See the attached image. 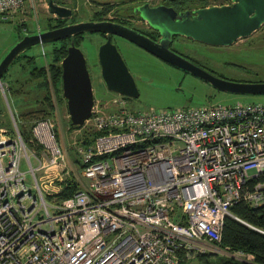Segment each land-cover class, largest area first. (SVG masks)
Listing matches in <instances>:
<instances>
[{
    "label": "built area",
    "instance_id": "obj_1",
    "mask_svg": "<svg viewBox=\"0 0 264 264\" xmlns=\"http://www.w3.org/2000/svg\"><path fill=\"white\" fill-rule=\"evenodd\" d=\"M22 3L0 0V15ZM10 120L13 131L0 122V264H179L219 243L232 204L262 202L249 181L264 171V104L131 112L121 97L93 101L80 129L97 135L74 144L84 184L63 200L50 188L70 177L52 124L35 120L25 141Z\"/></svg>",
    "mask_w": 264,
    "mask_h": 264
},
{
    "label": "rangeland",
    "instance_id": "obj_2",
    "mask_svg": "<svg viewBox=\"0 0 264 264\" xmlns=\"http://www.w3.org/2000/svg\"><path fill=\"white\" fill-rule=\"evenodd\" d=\"M154 1L152 0V2ZM46 2L47 0H23L21 7L14 14L7 17L0 15V61L20 39L42 33L48 28L50 21L56 18L47 12ZM217 2L227 3L229 0H216L212 3L218 4ZM140 3L145 2L141 0H60V4L55 5L69 9L72 13L71 18L82 22L92 18L91 16L105 4L113 5V9L104 18H122L119 14L122 8ZM134 24L139 25L137 22ZM143 24L145 23L143 22ZM79 36L76 37L74 45L83 56L93 100L105 103L113 98H118L115 93L108 91L104 84L98 81L96 54L103 39L96 33H82ZM49 44H37L28 47L20 54L34 57L35 64L42 66L49 60ZM111 44L115 46L121 60L129 70L137 90L135 98H126L128 111L145 112L150 110L197 109L214 105L228 107L264 104V95H245L219 91L187 72L159 61L121 38H112ZM169 48L173 52L188 58L213 76L227 82L239 85L264 83V25L249 36L239 38L226 47H214L184 37H174ZM26 79V74L21 73L19 64L10 65L1 77L0 122L6 129L13 131L10 117L14 119L19 111H27L36 107L33 103L34 97L26 86L27 84L30 86L32 83L25 81ZM14 80H18V85L22 84L21 95L13 93V90L18 87L14 84ZM29 88L32 89L33 87L30 86ZM57 89L60 90L59 94L61 95L60 84H58ZM60 97L62 98V96ZM47 120L52 124V131L66 158L65 165L68 175L76 181L78 188L79 185L83 186L84 180L79 175L80 168L76 162L78 157L75 154L74 144L81 141L84 136V129L79 131L69 129L64 100L55 104L54 111ZM22 123L24 126L29 124L26 121H22ZM18 126L21 129L19 123ZM30 162L31 166L34 167V161L30 159ZM19 169L21 172H26L27 180H31L27 173L28 166L24 158L20 160ZM57 184L51 185L50 188L53 187L55 191H59L61 186L57 189ZM31 194L35 197L34 191H31ZM42 194L48 204V196L44 192ZM36 201L38 203V198ZM209 253L213 254L214 257L212 264H217V261L224 257L231 258L230 254H232L216 247H212ZM188 264H195V262L191 260Z\"/></svg>",
    "mask_w": 264,
    "mask_h": 264
},
{
    "label": "water",
    "instance_id": "obj_3",
    "mask_svg": "<svg viewBox=\"0 0 264 264\" xmlns=\"http://www.w3.org/2000/svg\"><path fill=\"white\" fill-rule=\"evenodd\" d=\"M46 4L47 12L56 18L71 17L72 13L69 9L55 5L52 0H47ZM131 11L133 14L137 13L141 21L158 33L160 39L157 43L133 29L108 21L78 22L20 39L0 61V78L26 48L37 44L55 43L68 38L69 46L60 61L61 96L65 101L70 126L81 128L90 116L93 98L85 62L82 54L73 44V36L81 33H100L106 36L105 42L99 46L96 55L101 64L100 76L105 88L118 97L134 98L137 91L115 46L110 42L109 36L111 35L133 44L170 66L210 84L219 91L264 95V83L239 85L227 82L194 65L169 48L174 36L214 47H226L239 38L249 36L264 25V0H232L227 5L198 8L192 11L193 16L188 11L179 13L180 19H176V13L172 8L150 7L147 3L131 6ZM102 62H108V65L103 66ZM120 74L123 75L124 80L118 87L114 78Z\"/></svg>",
    "mask_w": 264,
    "mask_h": 264
},
{
    "label": "trees",
    "instance_id": "obj_4",
    "mask_svg": "<svg viewBox=\"0 0 264 264\" xmlns=\"http://www.w3.org/2000/svg\"><path fill=\"white\" fill-rule=\"evenodd\" d=\"M189 1H192L199 7L204 8L211 5H227L230 4L232 0H229L227 3L217 2L218 4L212 3L216 0ZM52 2L54 4H60V0H52ZM112 9L113 5L105 4L91 17L93 19H103L109 12L112 11ZM72 20L75 21L74 18H72ZM51 21L47 29L62 27L65 25L67 20L53 18ZM75 41L76 40H73V44ZM49 45V60L42 66H37L35 64L34 57L25 56L24 54H19L11 63V65L19 64L21 73L26 74L27 79L25 81L29 82L30 84L32 83L30 86L33 87L31 89L29 88L30 86L28 84L26 85L28 91L32 93L34 97L33 103L36 105V107L27 111H19L16 116H14L19 135L25 141L29 139V132L32 123L38 119H48L54 111L55 104H57V102L60 103V101H63L60 97V90L58 91L57 86L60 84V61L66 54V48L69 46V40L58 41ZM20 61L24 63L22 64ZM13 82L18 86L13 90V93L21 95L22 84L18 85V80H14ZM22 121L29 122V124L24 126ZM17 122L19 123L21 129H19ZM67 123L70 130H81L80 128L71 127L69 121H67ZM83 133L84 136L80 141V144L83 146L90 145L93 138L97 135L86 133L84 130ZM249 182L250 188L256 183L262 184L261 204L254 207L243 202L232 204L228 209L232 217H224L221 226L220 241L214 246L220 250H226L227 252H241L243 254L250 255L252 257V262L246 263L224 257L219 259L217 264H264V171ZM78 189V184L70 176L69 178H66L61 184V188L56 193L55 198L57 200L66 199L71 197L76 191H78ZM213 258V254H210L209 252L193 255L189 259L181 256V262L179 264H188V262L191 260H193L195 264H212Z\"/></svg>",
    "mask_w": 264,
    "mask_h": 264
},
{
    "label": "flooded vegetation",
    "instance_id": "obj_5",
    "mask_svg": "<svg viewBox=\"0 0 264 264\" xmlns=\"http://www.w3.org/2000/svg\"><path fill=\"white\" fill-rule=\"evenodd\" d=\"M142 4V3H140ZM190 4V5H189ZM139 4H136L135 6H137ZM197 4L196 3H192V1H189V0H155L154 2H151L150 4H148V6L150 7H154V6H163V7H167V8H172L175 13H176V19H180V17H178V14L179 13H184V12H189L191 16H193L194 14L192 13V11L198 9V8H201L199 6H196ZM210 7V6H209ZM115 12H117V10H115ZM122 18H103V19H93V18H90L88 19L87 21H91V22H99V21H108V22H111V23H115V24H119V25H122L124 27H127V28H130V29H133L135 31H137L138 33H141L143 34L144 36L148 37L150 40L154 41V42H158L160 37L158 35L157 32L151 30L147 25L143 24V21H141L138 16H137V13L136 14H133L132 11H131V6L130 7H126V8H122L120 10V13ZM190 16V17H191ZM134 18V20H132ZM66 23L65 25L63 26H66V25H70V24H74V23H78L79 21H73L72 18H67L66 19ZM83 22V21H82ZM135 22L139 23V25H136L134 24ZM62 26V27H63ZM48 30H51V29H47V30H44L43 32L45 31H48ZM82 34V33H81ZM95 34V33H94ZM98 35H100V37L103 39V42L102 44L105 42L106 40V36L104 34H100V33H96ZM80 35V34H79ZM79 35H74L73 36V40L76 39V37H80ZM174 37H178V36H174ZM172 37V40L173 38ZM112 38H116L115 36H109V39H110V42H111V39ZM68 41L69 39L66 38L64 40H61V41ZM131 44V43H130ZM133 45V44H132ZM172 51V50H171ZM147 53V52H146ZM175 53V52H174ZM119 54V53H118ZM177 54V53H176ZM97 55V54H96ZM150 55V54H149ZM179 55V54H178ZM181 56V55H179ZM183 57V56H181ZM155 58V57H154ZM185 59H187L189 62L193 63L194 65H196L194 62H192L191 60H189L188 58L186 57H183ZM157 59V58H156ZM159 60V59H158ZM161 61V60H159ZM163 62V61H161ZM96 63H97V68H98V73H99V78H98V81L99 82H102V78L100 76V72H101V64L99 63L98 61V58L96 56ZM103 63V66L104 64H107L108 65V62H102ZM165 63V62H163ZM167 64V63H166ZM168 65V64H167ZM199 67V66H198ZM126 70L128 73L129 70L127 69V67L125 66ZM201 68V67H200ZM203 69V68H202ZM205 70V69H203ZM206 71V70H205ZM208 72V71H207ZM130 75V74H129ZM115 81V84L119 87L120 85H122V82L124 80V77L122 74L118 75L116 78ZM117 82V83H116ZM134 83V82H133ZM123 88V86L121 87ZM136 88V87H135ZM137 91V90H136ZM131 93L133 94V92L131 91ZM137 96V95H136ZM135 98V97H134ZM126 99V98H125ZM94 101V100H93Z\"/></svg>",
    "mask_w": 264,
    "mask_h": 264
}]
</instances>
